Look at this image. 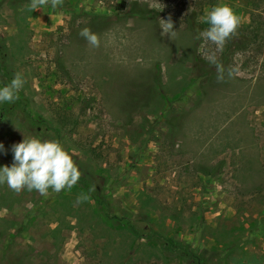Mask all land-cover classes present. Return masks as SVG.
Segmentation results:
<instances>
[{
  "label": "rangeland",
  "instance_id": "1",
  "mask_svg": "<svg viewBox=\"0 0 264 264\" xmlns=\"http://www.w3.org/2000/svg\"><path fill=\"white\" fill-rule=\"evenodd\" d=\"M220 4L240 24L217 51L188 21ZM17 72L0 166L37 136L81 176L0 185V264H264V0H0V86Z\"/></svg>",
  "mask_w": 264,
  "mask_h": 264
},
{
  "label": "clouds",
  "instance_id": "2",
  "mask_svg": "<svg viewBox=\"0 0 264 264\" xmlns=\"http://www.w3.org/2000/svg\"><path fill=\"white\" fill-rule=\"evenodd\" d=\"M61 0H31L33 9H40L46 4L56 8ZM208 27L198 33V38L205 39L216 46L217 51H222L225 42L235 34L240 24V17L226 4L213 6L203 18ZM162 34L169 38L176 35L171 19L160 20ZM78 36L91 47L99 46L98 36L88 27L82 28ZM209 63L216 68L217 82L224 79V68L217 62L215 56L209 57ZM231 72L228 75L231 76ZM25 84L23 75L14 73L13 78L0 86V105L14 103L19 98V93ZM12 162L8 166H0V185H7L14 192L22 189L29 192L35 190L40 195L46 196L48 190L60 192L71 189L79 180L81 172L73 161L71 155L62 144L55 140H42L37 136L23 139L10 148ZM4 154V145L0 143V155ZM90 189L89 191H93ZM86 194L77 197L76 203L87 200Z\"/></svg>",
  "mask_w": 264,
  "mask_h": 264
},
{
  "label": "trees",
  "instance_id": "3",
  "mask_svg": "<svg viewBox=\"0 0 264 264\" xmlns=\"http://www.w3.org/2000/svg\"><path fill=\"white\" fill-rule=\"evenodd\" d=\"M188 26L191 30H193L194 32H196L198 34L199 30L201 31V29H199V25L197 26L195 23H193L191 20L188 21ZM10 112V108H8L7 113ZM2 118V114L0 113V119ZM204 174H210V173H206L204 172Z\"/></svg>",
  "mask_w": 264,
  "mask_h": 264
}]
</instances>
